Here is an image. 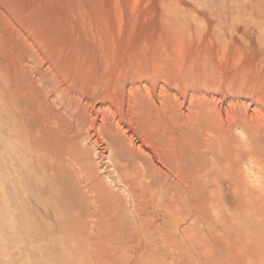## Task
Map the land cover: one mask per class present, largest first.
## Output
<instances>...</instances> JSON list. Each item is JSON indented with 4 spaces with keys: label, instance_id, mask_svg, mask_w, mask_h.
Listing matches in <instances>:
<instances>
[{
    "label": "rangeland",
    "instance_id": "374dc122",
    "mask_svg": "<svg viewBox=\"0 0 264 264\" xmlns=\"http://www.w3.org/2000/svg\"><path fill=\"white\" fill-rule=\"evenodd\" d=\"M0 264H264V0H0Z\"/></svg>",
    "mask_w": 264,
    "mask_h": 264
}]
</instances>
